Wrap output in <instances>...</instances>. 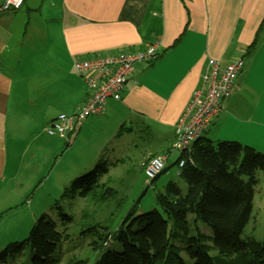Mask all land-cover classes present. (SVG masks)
Masks as SVG:
<instances>
[{
	"label": "crops",
	"instance_id": "obj_1",
	"mask_svg": "<svg viewBox=\"0 0 264 264\" xmlns=\"http://www.w3.org/2000/svg\"><path fill=\"white\" fill-rule=\"evenodd\" d=\"M21 10L0 15V246L24 237L43 208L35 197L54 165L47 169L40 155L54 149L56 158L61 140L64 153L84 143L78 171L105 157L115 136L127 149L133 128L145 145L139 161L167 160L175 122L209 59L223 67L241 58L243 68L202 137L264 153V0H50L39 9L24 0ZM152 42L160 44L158 57L133 65L120 100H108L102 115L64 137L46 134L58 115L75 114L88 96L76 61L133 53ZM93 130L102 136L91 137ZM66 184L55 177L47 192L57 197Z\"/></svg>",
	"mask_w": 264,
	"mask_h": 264
},
{
	"label": "trees",
	"instance_id": "obj_2",
	"mask_svg": "<svg viewBox=\"0 0 264 264\" xmlns=\"http://www.w3.org/2000/svg\"><path fill=\"white\" fill-rule=\"evenodd\" d=\"M180 160L184 164L177 176L185 183V192L174 182L166 183L155 195L156 209L138 214L133 205L113 229L82 210L79 234L90 238L93 259L69 264H264V238L256 241L242 235L251 214L256 173L264 176V153L235 141L200 136L189 154L178 155L176 166ZM111 165L100 159L63 190L60 200L77 197L98 208L116 202V189L101 182ZM53 207L62 231L41 214L25 238L0 250V264H60L54 252L69 239L68 228L74 222L58 201ZM116 243L119 251L112 249Z\"/></svg>",
	"mask_w": 264,
	"mask_h": 264
},
{
	"label": "rangeland",
	"instance_id": "obj_3",
	"mask_svg": "<svg viewBox=\"0 0 264 264\" xmlns=\"http://www.w3.org/2000/svg\"><path fill=\"white\" fill-rule=\"evenodd\" d=\"M31 2L36 9H39L44 3L47 5L50 0H31ZM16 12L18 13L19 11ZM20 12H22V10ZM127 129H130V125H128ZM133 129L135 132L130 136L132 142L127 146V149L122 150L119 148L117 141L120 138L119 136H115L114 140L116 141L111 143L105 157V153H103V156L96 160V162H85V168L82 170L79 169V171L76 170L77 167L85 161L82 157L85 147L84 143L78 142L71 151L64 153L67 148L65 142L63 143L61 140L62 151L56 156V158H54V149L44 153L41 152L40 158L45 159V162H47V169L53 165L54 166L48 176L50 181L45 183L46 185L41 193H38L35 197L36 201L34 204L38 202V205L43 207L39 208L40 212L35 217L37 218L43 213L46 214L49 219L55 222L57 231L61 232L62 227L58 216V210L53 207L54 201H58V205L62 211L66 215L71 216L74 222L68 228L69 239L60 243L54 252L55 256L60 257V264H69L71 261L78 259H93V253L91 251V246L89 245L91 241L90 238L79 234L80 228L78 227V224L82 210L87 211L88 213H94L96 222L113 229L121 221L126 211L133 205L137 206L138 214L156 209L155 195L163 192L166 183L174 182L182 193L185 192V183L177 176L178 168L175 165L179 154L174 150H170L169 156L165 162V172H163L152 184L147 182L143 175V167L146 162L139 161L145 146L143 145L144 141L140 140L141 133L138 129ZM91 133L93 134L91 137L97 136L100 138L102 136L101 130L99 132L93 130ZM126 133L128 135L129 131L126 130ZM122 134L123 136L125 135L124 132ZM125 136L124 140L126 139ZM49 137L56 138L58 136L55 135ZM73 137L74 135L71 136L70 143L72 142ZM88 141L89 140L86 137V143ZM103 157L107 163L114 165L108 167V174L101 179V182L116 189L118 192L116 202L107 207L98 208L97 206L88 204L86 201L77 197L74 199L60 200L62 192L59 194L60 196L58 195L57 197H54L53 193L47 192L55 177H57L58 180L63 181V183H67L66 187H68L74 179L87 174ZM120 157L123 160L122 162H118V158ZM55 162H57V164H54ZM65 174H67V176H64ZM73 174H75L73 178H70ZM46 175L44 177H46ZM256 180L257 184L254 187L251 214L242 235L250 236L256 241H262L264 238V176L261 172L256 173ZM31 199V197L28 199L29 203L31 202ZM22 203H24L25 206L28 205L25 200ZM115 204H118V207L114 206ZM31 226L32 224L25 230V236L18 240L21 241L27 236ZM11 241L16 240H10L9 242ZM5 246L6 245L0 246V250ZM112 249L119 251L120 247L116 243L112 245ZM184 257L185 256L181 254V258Z\"/></svg>",
	"mask_w": 264,
	"mask_h": 264
},
{
	"label": "built area",
	"instance_id": "obj_4",
	"mask_svg": "<svg viewBox=\"0 0 264 264\" xmlns=\"http://www.w3.org/2000/svg\"><path fill=\"white\" fill-rule=\"evenodd\" d=\"M24 0H0V15L19 11ZM160 44L152 42L141 51L133 53H96L91 58L76 61L75 74L80 77L88 91L85 101L73 115H58L45 129L48 136L64 137L74 130L76 124L104 113L108 100L118 101L125 82L130 78L135 63H152L159 55ZM243 68V60L235 59L221 67L214 59H209L203 68L201 84L182 110L174 125V140L171 150L186 156L191 145L207 130L211 120L222 109L233 89V84ZM166 156L149 158L143 175L151 182L165 169ZM180 160L177 168H181Z\"/></svg>",
	"mask_w": 264,
	"mask_h": 264
}]
</instances>
